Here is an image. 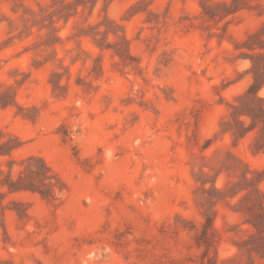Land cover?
<instances>
[{
  "label": "rangeland",
  "instance_id": "374dc122",
  "mask_svg": "<svg viewBox=\"0 0 264 264\" xmlns=\"http://www.w3.org/2000/svg\"><path fill=\"white\" fill-rule=\"evenodd\" d=\"M261 104L264 0H0V264H264Z\"/></svg>",
  "mask_w": 264,
  "mask_h": 264
},
{
  "label": "trees",
  "instance_id": "16d2710c",
  "mask_svg": "<svg viewBox=\"0 0 264 264\" xmlns=\"http://www.w3.org/2000/svg\"><path fill=\"white\" fill-rule=\"evenodd\" d=\"M259 87L258 79L255 76L253 82L249 86L247 93L248 94H254ZM251 116L253 120H256V118H259L264 115V104H261L258 106L257 111L250 110ZM264 119V118H263ZM255 148L264 149V126H263V132L259 137L255 140ZM26 166L25 169L22 170L15 180H7L6 183L10 190H16V189H31L38 191L41 196L48 199H53L55 196V182L54 180H57L55 178L54 174L50 173V169L47 166V164L42 160L40 157H34L29 156L26 158ZM0 191V195H1ZM264 230L263 228L258 229ZM264 245H261L260 249H263Z\"/></svg>",
  "mask_w": 264,
  "mask_h": 264
}]
</instances>
